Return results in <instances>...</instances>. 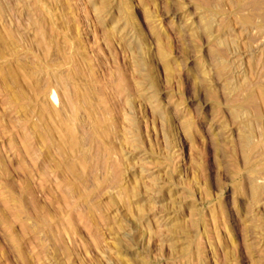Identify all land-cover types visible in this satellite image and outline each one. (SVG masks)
Listing matches in <instances>:
<instances>
[{
    "label": "rangeland",
    "instance_id": "rangeland-1",
    "mask_svg": "<svg viewBox=\"0 0 264 264\" xmlns=\"http://www.w3.org/2000/svg\"><path fill=\"white\" fill-rule=\"evenodd\" d=\"M253 1L0 0V264H264ZM53 73L104 100L102 128L63 116Z\"/></svg>",
    "mask_w": 264,
    "mask_h": 264
},
{
    "label": "bare ground",
    "instance_id": "bare-ground-1",
    "mask_svg": "<svg viewBox=\"0 0 264 264\" xmlns=\"http://www.w3.org/2000/svg\"><path fill=\"white\" fill-rule=\"evenodd\" d=\"M240 1H242V0H240ZM249 1H251V0H249ZM255 1V0H254ZM254 1H253V3H254ZM257 1V0H256ZM222 2V1H221ZM247 2V1H246ZM245 2V3H246ZM204 3V2H203ZM238 3L240 4V3H242V2H239L238 1ZM228 5V4H227ZM236 6H238V4L236 5ZM255 7V6H254ZM237 8V7H236ZM243 8V7H242ZM257 8V7H256ZM224 9V8H223ZM234 9V8H233ZM257 10V9H256ZM260 10V9H259ZM240 11V10H239ZM241 12V11H240ZM259 12V11H258ZM260 13V12H259ZM241 15V14H240ZM244 18V17H243ZM251 18V17H250ZM250 18H248L249 20H250ZM241 19V18H240ZM245 19V18H244ZM244 19H243V21H244ZM241 21H242V19H241ZM240 21V22H241ZM252 21V20H251ZM250 21V22H251ZM243 23V22H242ZM248 23V22H247ZM244 24H245V22H244ZM251 24H252V22H251ZM209 27V26H208ZM259 27V26H258ZM250 28V27H249ZM248 28V29H249ZM246 29V28H245ZM245 31V30H244ZM247 31V30H246ZM58 52H60V54L61 55H63V56H65V54H63V52L61 51V48L60 47H58ZM216 54V53H215ZM67 55V54H66ZM217 56V55H216ZM68 57L70 58L69 59V61L67 60L68 59ZM215 57V56H214ZM65 61L66 62H70V61H72L73 62V60H72V56H70V55H68V56H66L65 57ZM72 65V64H71ZM74 66V65H73ZM222 66V65H221ZM222 68H224V67H222ZM72 71V70H71ZM73 72H75V71H73ZM69 73H71V72H69ZM77 73V72H76ZM263 74V73H262ZM74 76H75V74H74ZM51 77H52V79L54 78V79H56L55 80V84L57 85V87H58V89H59V91L58 92H60V90H66L67 92L69 91V97H68V99H67V103H65L64 104V106H63V109L64 110H66L68 113H69V111H68V108L70 109V114H69V116L68 115H63L70 123H74V121H75V119H74V112L75 111H77L78 110V108H77V105L79 104V103H81V105H83V107H84V109L86 108V110H88V112H89V119H90V121H91V124L93 125V127L92 128H95L96 130H98V128H102V126H103V115L104 116H107V112H106V106L104 105V100L103 99H99V101L97 102V101H95L94 99H93V97L95 96V93L94 92H92V90L91 89H88V92L86 93L85 91H84V89H79V88H76L75 87V84H70V83H68L69 81L70 82H72L71 81V79L68 81V80H66L65 78H64V76H62L61 74H58V73H53V74H51ZM66 77V76H65ZM86 77V76H85ZM73 80V82H74V79H72ZM77 82V81H76ZM75 82V83H76ZM54 84V85H55ZM262 84V83H261ZM55 85V86H56ZM264 85V84H263ZM260 87H259V94H260V97L263 99V102H264V90L262 89V87H261V85H259ZM244 87H246V86H244ZM244 87H242V88H244ZM258 88V87H257ZM261 88V89H260ZM264 88V87H263ZM252 89H254V88H252ZM89 90H91V92L89 91ZM244 90V89H243ZM46 91V87H44V86H41V85H39V87H38V93L39 94H41V95H44V92ZM87 91V90H86ZM237 91V90H236ZM235 91V92H236ZM238 91H242V90H238ZM250 91V90H249ZM256 91V90H255ZM251 93L253 94L254 92H252L251 91ZM250 94V93H249ZM253 95H255V93L253 94ZM256 95H258V94H256ZM57 98H58V95H57V91L55 90V91H52V97H51V99H52V102L54 103V102H56L57 101ZM95 98H96V96H95ZM256 98V97H255ZM252 99V98H251ZM251 99L249 100V102L251 101ZM257 99V98H256ZM248 100V99H247ZM258 101V100H257ZM252 102V101H251ZM254 102V101H253ZM76 108H77V110H76ZM82 108V107H81ZM244 108V107H243ZM258 108H260V106L258 107ZM53 110V109H52ZM56 110V109H55ZM54 110V113L53 114H55V116H57V117H59V112L58 111H55ZM257 110V109H256ZM261 111V110H260ZM61 112V111H60ZM253 113H255V112H253ZM260 113V112H259ZM50 114H52V113H50ZM256 114V113H255ZM55 116H54V118H55ZM256 116V115H255ZM262 117V116H261ZM60 119H61V117H60ZM58 120H59V118H58ZM67 120H66V122L65 123H67ZM79 120V119H78ZM77 119H76V121H78ZM59 122H60V120H59ZM68 122V123H69ZM61 123V122H60ZM248 123V122H247ZM79 124V123H78ZM249 125H250V123L247 125V126H245V130H244V132L242 133V135H241V137H240V140H241V142H242V144H243V148H244V151L246 150V151H249L250 152V150L251 149H253V148H251V146H252V141H251V138H253L252 137V135L253 134H251V131H250V127H249ZM78 126V125H77ZM56 127V126H55ZM60 127H61V124H60ZM68 128V127H67ZM71 128V127H70ZM69 128V129H70ZM82 128V127H81ZM50 129H51V127H50ZM57 129V128H56ZM61 129H62V127H61ZM53 132H55V129H51ZM94 130V129H93ZM103 130H105V129H103ZM103 130H101V131H103ZM65 131V130H64ZM75 131V130H74ZM76 132H77V129H76ZM78 132H79V130H78ZM77 132V133H78ZM97 132H99V131H97ZM105 132V131H104ZM253 132V131H252ZM101 133V132H100ZM72 134V133H71ZM75 134V133H74ZM259 134V133H258ZM77 135V134H76ZM92 135H95V134H92ZM71 136V135H70ZM75 136V135H74ZM97 136H101L100 134H97ZM71 138V137H70ZM74 138V137H73ZM264 138V137H263ZM76 139V138H75ZM83 140V139H82ZM254 140V139H253ZM69 142V141H68ZM254 142V141H253ZM242 146V145H241ZM264 146V145H263ZM72 147L74 148L75 147V145H74V143L72 144ZM243 148H242V150H243ZM255 149V148H254ZM252 151V150H251ZM254 151V150H253ZM243 152V151H242ZM255 152V151H254ZM244 154V153H243ZM252 154V153H251ZM247 154H245L244 156H246ZM243 156V157H244ZM108 157V156H107ZM110 157V156H109ZM248 157V156H247ZM246 157V158H247ZM101 160V159H100ZM83 174V173H82ZM254 177V176H253ZM255 178V177H254ZM252 179L251 178V180H254L255 181V179ZM260 178H262V177H260ZM259 178V179H260ZM264 180V179H263ZM255 182H258V181H255ZM254 182V183H255ZM253 183V184H254ZM250 184V182L248 183V185ZM252 184V183H251ZM252 184V185H253ZM256 184V183H255ZM254 184V185H255ZM259 185V184H258ZM256 186V185H255ZM257 187V186H256ZM260 187V186H259ZM262 187H263V185H262ZM250 189V188H249ZM262 190H264V189H262V188H255V187H253V189H252V191H251V197H252V200H254V201H260V199L262 198V196H264V193H263V191ZM263 194V195H262ZM263 199V198H262Z\"/></svg>",
    "mask_w": 264,
    "mask_h": 264
}]
</instances>
